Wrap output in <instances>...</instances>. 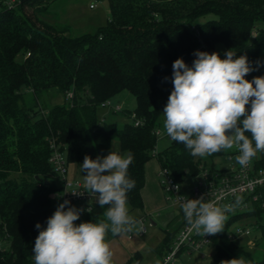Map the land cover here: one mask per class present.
<instances>
[{"label": "trees", "instance_id": "trees-1", "mask_svg": "<svg viewBox=\"0 0 264 264\" xmlns=\"http://www.w3.org/2000/svg\"><path fill=\"white\" fill-rule=\"evenodd\" d=\"M13 1L0 0V264H35L32 250L39 234L35 225L46 227L55 193L63 188L48 161L51 138L64 146L67 165L80 169L85 155L106 156L116 139L121 152L134 156L128 172L136 183L128 204L138 211L144 208L145 165L152 158L178 183L187 173L198 178L204 168L218 174L228 171L214 165L215 157L231 154L226 149L194 157L183 143L169 138V144L155 152L160 135L155 131L165 129L163 109L173 89L172 65L177 58L191 65L195 50L211 53L222 43L250 61H264V0H107L106 23L78 36L44 21L37 25L21 12L24 5L51 0ZM46 7L45 3L34 9ZM261 75L264 67L246 79ZM53 90L73 91L72 105L48 106L44 98ZM122 91L135 98L134 109L122 112L128 117L134 112L141 120L138 126L100 121V104ZM252 164L264 168V159ZM11 173L30 179L18 183L8 179ZM256 194V201L241 197L251 208L229 216L223 232L214 237L217 264L237 256L264 264V259L251 256L264 241V188ZM76 206L83 209L76 224L105 219L108 207L95 201L87 212L84 205ZM181 215L184 218L182 210ZM245 216L255 217L259 234L251 248L245 243L251 230L248 236H232L235 231L229 229ZM174 237L166 231L158 249L161 258ZM124 264H142L141 257L134 253Z\"/></svg>", "mask_w": 264, "mask_h": 264}, {"label": "clouds", "instance_id": "clouds-1", "mask_svg": "<svg viewBox=\"0 0 264 264\" xmlns=\"http://www.w3.org/2000/svg\"><path fill=\"white\" fill-rule=\"evenodd\" d=\"M194 56L191 65L182 57L173 62V89L163 109L166 133L173 142L183 143L194 157L235 145L239 151L236 161L246 166L257 153L264 152V75L246 79L264 67V61H250L232 49L224 51V58L216 51L195 50ZM133 159L131 152L112 148L106 156L95 159L85 155L80 164L86 172L84 182L89 193L95 194L96 203L108 206L105 219L76 224L83 209L63 200L47 218L46 227L39 222L35 225L39 230L32 250L35 264H113L108 232L122 234L135 223L128 205V193L136 183L128 172ZM179 197L191 228L203 236L223 232L231 206L204 196ZM221 264L251 261L237 256Z\"/></svg>", "mask_w": 264, "mask_h": 264}, {"label": "rangeland", "instance_id": "rangeland-1", "mask_svg": "<svg viewBox=\"0 0 264 264\" xmlns=\"http://www.w3.org/2000/svg\"><path fill=\"white\" fill-rule=\"evenodd\" d=\"M10 2L14 1L10 0ZM35 2L36 3L32 5H24L21 12L29 16L30 19L37 25H40L41 21H44L47 24L54 26L56 29L62 30L64 34L70 36H78L86 32H91L96 27L105 24L110 18V7L107 0H51L50 2ZM43 3L47 4L46 10L37 11L34 9L37 5H44ZM91 4L93 5L92 8L90 7ZM215 50L216 52H220L221 58H224L223 53L227 49L222 43H217L215 45ZM44 102H46L48 106L55 104H68L65 94L58 92L57 90L49 91L47 97L44 98ZM113 102L122 104L123 108L126 110H133L135 107V98L127 91L119 93L113 98ZM101 113L105 115L106 122H116L118 126H122L125 122L133 121L131 117L126 116L122 111L113 113L109 110L101 109ZM159 130L161 133L154 149L155 152L161 151L169 144V137L167 136L166 130L163 127H160ZM111 148L113 151L121 152L116 139L112 141ZM228 156L229 155H220L214 158V165L218 170L225 169L227 167ZM154 161L155 158L150 160L152 163ZM76 167V164H69L67 178L78 179L84 182L83 175L86 173H83V171H81V173L78 172ZM8 179L22 183L28 181L30 178L19 173H11L9 174ZM160 179L161 177L157 176L159 187ZM198 180V178H195L188 173L185 174L183 181L180 183L183 194H190V189L198 183ZM164 201V205L162 207H157L154 214H151L150 216L146 215L143 210L138 211L132 209L128 204L130 214L135 220L134 225L129 231L132 237L128 238L127 232L122 234H113L110 231L106 237L113 252V264L126 263L130 258H132L134 253H138L140 255L142 264L157 263L159 258L158 249L166 231L173 232L176 237L179 231L178 226L181 217V208L179 206L166 201L165 197ZM55 203L56 201L54 199V204ZM250 208L251 205H248L241 211H246ZM55 209L56 208L53 209V212ZM142 216H145L144 224L146 226V231L143 235H139L138 220ZM150 218L156 222L155 225L151 223ZM255 222V217L245 216L234 221L229 226V229L235 231L238 228H250L252 234L245 241V243H247L248 247L251 248L255 244L254 238L259 236L258 231L255 228ZM238 241H241V239ZM254 248L255 249L251 251L252 258L264 259V241H261L260 244L256 245ZM214 251L213 246L210 245L203 248L201 251L180 255L178 257L177 264H217L213 258Z\"/></svg>", "mask_w": 264, "mask_h": 264}, {"label": "built area", "instance_id": "built-area-1", "mask_svg": "<svg viewBox=\"0 0 264 264\" xmlns=\"http://www.w3.org/2000/svg\"><path fill=\"white\" fill-rule=\"evenodd\" d=\"M90 7L92 8L93 5L91 4ZM73 96L74 93L71 90L65 93V98L68 100L69 105H72ZM248 107L246 106V108ZM100 108L116 113L122 111L123 105L114 103L113 100H105L100 104ZM130 117L135 126L141 124V120L136 117L134 112L131 113ZM100 121L104 122L105 117L102 116ZM155 133L159 135L161 132L159 129H156ZM48 142L51 149L48 161L63 182L62 190L55 193L56 198L60 202L69 200L75 206L82 204L84 205L85 211H91L92 204L96 201L95 194L89 193L84 182L78 179L67 178L68 165L65 151L63 150L64 146L56 142L54 138L49 139ZM158 175L161 177L160 186L164 192L166 201L172 202L180 207L181 198L179 196H185V199L187 197L199 198L204 196L208 200H217L221 205L231 206V210L226 213L227 217L246 207V202L241 201L243 195L251 196L252 200L256 201L259 196L256 194V191L264 188V168H254L252 161L243 167L238 163L237 166H231L227 172L221 174L210 172L206 168L202 169L198 177V183L190 189V194L188 195L183 194L181 187L177 189L176 186H180V183L176 182L166 169L160 168ZM144 220V216L138 220L139 235H143L146 231ZM127 233L128 238H131V233L129 231ZM218 234H205L203 236L191 228L184 219L171 247L162 256L158 264H177L180 255L198 252L212 245L214 237ZM249 234L250 228L245 227L235 230L232 236H248ZM1 247H3V241L0 238Z\"/></svg>", "mask_w": 264, "mask_h": 264}, {"label": "crops", "instance_id": "crops-1", "mask_svg": "<svg viewBox=\"0 0 264 264\" xmlns=\"http://www.w3.org/2000/svg\"><path fill=\"white\" fill-rule=\"evenodd\" d=\"M102 116H105V115L102 113L101 117ZM226 150L231 153L228 156L227 167L225 169H219V170L217 169L218 171L228 170L229 168H231V166H237V164H238V162L236 161V156L239 154L238 148L234 145L233 148L226 149ZM229 157H231V158L229 159ZM259 159H264V152L257 153V155L251 159V161L253 162L254 160H259ZM76 170L81 173V169L78 166L76 167ZM159 170H160V166H159V163L157 162L156 159L153 163L150 162V160H149L145 165V184H144V187H143L141 193H142V198H143V203H144L143 212L149 216L151 214H154V211L157 210V207H162L164 205V202H165L164 196H163L164 192H163L161 186L159 187L158 181H157V176H159L158 175ZM55 201H56V203L54 204V208H56L57 205L59 203H61L58 199H55ZM182 219L183 218L181 215L180 221ZM150 220H151V223L153 225L156 224V222L154 220H152L151 218H150ZM138 234H139V232H138ZM160 259H161V257L159 256L156 264H158Z\"/></svg>", "mask_w": 264, "mask_h": 264}, {"label": "water", "instance_id": "water-1", "mask_svg": "<svg viewBox=\"0 0 264 264\" xmlns=\"http://www.w3.org/2000/svg\"><path fill=\"white\" fill-rule=\"evenodd\" d=\"M151 221V220H150Z\"/></svg>", "mask_w": 264, "mask_h": 264}]
</instances>
